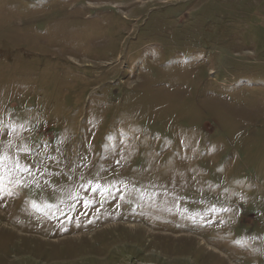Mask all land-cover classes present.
<instances>
[{"label": "rangeland", "instance_id": "obj_1", "mask_svg": "<svg viewBox=\"0 0 264 264\" xmlns=\"http://www.w3.org/2000/svg\"><path fill=\"white\" fill-rule=\"evenodd\" d=\"M0 264H264V0H0Z\"/></svg>", "mask_w": 264, "mask_h": 264}]
</instances>
